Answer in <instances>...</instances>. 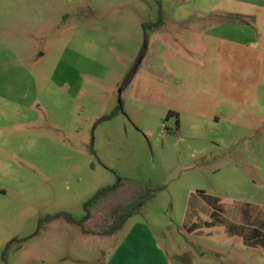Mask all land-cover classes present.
Returning a JSON list of instances; mask_svg holds the SVG:
<instances>
[{
    "label": "rangeland",
    "instance_id": "rangeland-1",
    "mask_svg": "<svg viewBox=\"0 0 264 264\" xmlns=\"http://www.w3.org/2000/svg\"><path fill=\"white\" fill-rule=\"evenodd\" d=\"M161 1L0 0V264H107L136 233L141 264H264L232 238L264 237V67L204 35L241 18ZM115 185L84 228L48 220Z\"/></svg>",
    "mask_w": 264,
    "mask_h": 264
},
{
    "label": "crops",
    "instance_id": "crops-1",
    "mask_svg": "<svg viewBox=\"0 0 264 264\" xmlns=\"http://www.w3.org/2000/svg\"><path fill=\"white\" fill-rule=\"evenodd\" d=\"M165 0L161 1L164 4ZM186 1V0H183ZM192 16V17H191ZM241 18V23H220L217 24V19L222 22V18L226 17ZM170 19L173 21L183 22L190 18L205 22L207 19L213 20L216 25L209 31L204 32L207 39L214 43H220L226 46V52L233 54L236 60H240L243 68V74L250 61H253L256 73L261 71L264 67V0H195V5L190 11H184L175 13L174 15H168L161 13V19ZM231 58V57H230ZM232 61V59H231ZM260 66V67H259ZM180 122V121H179ZM263 228V225H261ZM220 227L216 223L210 222V236H212V230H217ZM144 239H147L154 248V238L152 234L147 230L144 231ZM147 235V236H146ZM253 237L242 238L232 237L240 240V245L244 244V247L248 249H256L260 246L262 256H264V237L258 232L253 233ZM141 234H135L132 240L128 239V242L133 244V252L122 256L121 251L123 247L119 248L114 257L108 261L107 264H141L145 257L139 251ZM230 238V236H229ZM242 242V244H241ZM155 249V248H154ZM156 250V249H155ZM157 256L151 260V255L147 252L146 258L148 264H170L167 257H164L162 251L156 250ZM203 255V254H202Z\"/></svg>",
    "mask_w": 264,
    "mask_h": 264
},
{
    "label": "trees",
    "instance_id": "trees-1",
    "mask_svg": "<svg viewBox=\"0 0 264 264\" xmlns=\"http://www.w3.org/2000/svg\"><path fill=\"white\" fill-rule=\"evenodd\" d=\"M162 13V12H161ZM237 21L239 22H243L242 19H238ZM144 54H142V58H144ZM174 115L173 112H170L167 119H170L172 116ZM178 124H179V120H178ZM119 188V185H115L106 189H103L101 191H99L94 198H92L89 202H87L85 204V210H86V216L82 219V220H77L76 218H74L72 215L70 214H58L56 216H49L48 220H53L56 218H60L63 217L65 218L69 223L71 224H76L82 228H84L85 224L92 218V212H91V208L97 204L100 199L114 193L117 191V189ZM152 196V190H146V192H144L140 199L138 200V202L134 205V207L130 210L124 211L123 213H120L121 211H117L115 213V224L113 226V228L111 229V233H116L118 231H120L125 223L127 222L128 219H130L136 212H138L146 203L147 200H149Z\"/></svg>",
    "mask_w": 264,
    "mask_h": 264
}]
</instances>
